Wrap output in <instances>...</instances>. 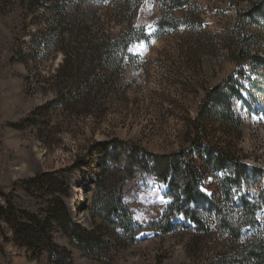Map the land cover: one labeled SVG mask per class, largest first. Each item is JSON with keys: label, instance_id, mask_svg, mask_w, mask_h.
I'll return each instance as SVG.
<instances>
[{"label": "rangeland", "instance_id": "obj_1", "mask_svg": "<svg viewBox=\"0 0 264 264\" xmlns=\"http://www.w3.org/2000/svg\"><path fill=\"white\" fill-rule=\"evenodd\" d=\"M41 1L58 3L68 25L78 27L63 37L56 35L54 45L46 48L42 33L51 17L47 10L36 8L31 13L16 3L0 11V192L9 194L22 209H44L50 196L33 195L22 181L53 173L71 189L65 203L72 220L93 229L90 207L103 160L93 147L119 142L111 146L118 160L109 163L119 171L117 178L122 177L118 184L122 201L142 228L125 246L122 239L108 236L104 260L83 255L55 229L53 239L71 251L72 264H216L236 255L264 230V206L257 213L258 225L245 227L238 242L231 243L221 234L214 214L202 217L210 227L207 234L180 212L172 221L177 225L173 231L163 233L151 222L161 219L168 205L182 198L167 195V186L144 168L141 154L139 161H132L131 148L154 154L186 151L183 161L192 159L204 173L201 190L208 200L230 205L234 216L242 214L243 197L264 203V66L250 60L237 66L231 54L235 37L203 44V39H193L189 27L164 29L157 37L160 0L139 5L132 24L137 30L144 28L149 38L129 46L131 59L119 55L116 60L109 45L125 29L122 9L103 1ZM257 1L262 0H198L196 15L206 31L219 35L236 26L238 10H249ZM246 33L254 43L249 47L264 55V25L249 23ZM72 64L81 74L74 84L64 75ZM89 65L95 73L87 78ZM92 81L93 87L86 86ZM219 85L239 90L240 99L232 97L234 121L219 128L222 122L217 117L208 120L200 140L192 121L203 100ZM75 87L86 88L78 97L71 93V102L59 103L61 92H73ZM219 139L221 144H216ZM218 147L238 156L250 171L261 169L260 175L249 172L239 188L233 186L228 201L221 192L227 172L205 163V148ZM0 203L4 204L2 195ZM224 249L229 251L226 256ZM37 254L17 241L10 224L0 220V264H56L46 252Z\"/></svg>", "mask_w": 264, "mask_h": 264}, {"label": "trees", "instance_id": "obj_2", "mask_svg": "<svg viewBox=\"0 0 264 264\" xmlns=\"http://www.w3.org/2000/svg\"><path fill=\"white\" fill-rule=\"evenodd\" d=\"M92 1L113 2L114 8L122 9V15L126 21L125 29L119 37L110 41L111 45L109 46L113 47L112 50L115 51L116 60L119 55L127 56L131 59L132 56L128 53L129 46L133 42L149 38L144 28L137 30L132 24L139 5L145 0ZM197 1L160 0L157 37H161L164 34V29H180L182 27H189L194 33L192 35L193 39H196V41L203 39V44H207L209 41L214 43L218 39L221 43L227 37H235L237 38L236 49L231 54L236 65L239 66L244 61L250 60L256 66H264V55L254 53L253 49L249 47H253L254 43L251 36L246 33L249 23L264 25V0L253 3L249 10H238L236 26L219 33V35L206 31L203 21L201 19L198 20L196 15V11H198ZM16 3L24 6L31 13L36 8H43L51 14L47 21L48 27L42 33L45 40L48 41L46 48H51L54 45L56 35L63 37L66 34H71L76 29V26L78 27V24H74V27L68 25L70 21L66 22L62 8H60L58 3L47 5L41 0H0V11H4ZM79 30L81 35L85 34L83 27H79ZM108 50L111 51L109 48ZM63 52L68 55L65 49H63ZM71 60L68 57L67 61L69 63ZM60 71L62 70L60 69ZM85 73L87 78H89L90 75L95 73L94 67L89 65L88 69L87 67L85 68ZM64 75L73 84L75 79L79 82L81 77V74L79 75L75 72L74 64ZM93 82L86 84V86L93 87ZM85 88L76 90L77 87H75L73 92L71 90L68 93L61 92V96L58 99L59 103L64 105L67 102H71L72 97H78L80 90L82 91ZM64 89H67V87H64ZM71 93H74L72 97ZM234 96L238 97V99L241 97L239 90L231 85L225 87L219 85L216 89L209 92L208 97L203 100L200 106L197 117L192 121L196 135L200 140H202L201 134L203 128L208 124V120L211 121L212 118L214 120L217 117L222 122L219 128H222L226 121H234L235 115L232 112V97ZM238 121L241 122L239 118ZM237 136L240 137L241 135L238 134ZM117 143L119 142L96 143L93 147L103 157L100 178L96 182V195L90 207L91 216L94 218L93 229H87L72 220L65 203V198L70 196L71 189L50 172L41 173L34 178L23 179L22 181L26 190L33 192V195L51 197L45 201L44 209L38 211L22 209L14 203L13 198L9 194L0 192V195L4 197V204L0 203V220L10 224L17 241L35 250L39 256L46 252L52 258L51 261L56 264H72L73 256L66 247L59 246L54 241L53 232L55 229H59L74 248L78 249L83 255L93 259L104 260L110 245L109 241L106 240L108 236L116 240L122 239L125 242L124 246L129 245L130 242L135 240V236L142 227L135 220L128 206L122 201L118 188L122 177L117 178L119 171L115 167H111L109 163L111 160H118L115 150L111 148L113 144L117 146ZM219 143L221 144V139L216 144ZM131 149L130 158L132 161H139V155L141 154L142 159L140 161L145 158L144 168L153 173L167 186V195L175 194V196L178 195V197L182 198L180 203L178 201L171 202L161 219L151 222V225L157 227V230H161L163 233L173 231L177 225L172 221L178 212L194 222L198 230L205 234L208 233L210 227L207 222L202 221V217H211L214 214L213 216L217 217L214 222L221 228V234L229 237L231 243L241 241L242 231L245 227L258 225L257 213L264 206V203L260 204L258 201L243 197L239 203L241 204L242 214L234 216L230 205H223L214 200H208L201 190L204 173L192 159L183 161L182 158L186 156V151L154 154L136 146ZM205 152L207 156L205 163L207 166L212 165L215 171L224 170L227 172L221 188L222 196L226 201L230 197L231 188L233 186L239 188L242 180L249 178V172L251 175L261 174V169L259 168H252L250 171L247 165L227 148L218 147L213 151L205 148ZM130 165L131 160L129 161ZM148 166L151 168H148ZM200 211L205 213L201 214L199 213ZM95 218L99 220L96 221ZM237 251L236 255L226 256L229 251L224 249L223 256H226L227 258L225 259L227 260L225 261L222 258L216 264H225L226 262L229 264H264V230L257 232L256 236L248 244L242 245Z\"/></svg>", "mask_w": 264, "mask_h": 264}]
</instances>
